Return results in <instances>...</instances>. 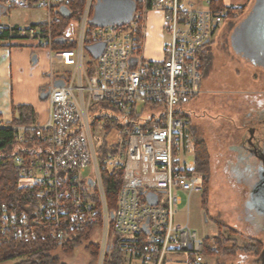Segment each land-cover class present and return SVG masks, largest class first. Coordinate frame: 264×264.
<instances>
[{
    "label": "built area",
    "instance_id": "1",
    "mask_svg": "<svg viewBox=\"0 0 264 264\" xmlns=\"http://www.w3.org/2000/svg\"><path fill=\"white\" fill-rule=\"evenodd\" d=\"M77 1L0 0V45L35 41L69 71L52 77L46 121L15 126L24 151L14 161L31 202L21 212L2 204L0 231L25 242H65L90 228L95 264L110 257L115 235L134 264H164L173 253L203 263V238L176 224V207L179 192L202 190V174L186 158L184 116L201 91L203 48L225 11L208 0H119L128 18L98 24L92 10L99 0H81V9ZM10 9L40 10L45 18L28 26L3 22ZM149 12L162 14L170 37L162 59L144 53ZM62 19H69L63 28ZM57 38L71 46L55 48ZM103 169L122 177L113 217Z\"/></svg>",
    "mask_w": 264,
    "mask_h": 264
},
{
    "label": "rangeland",
    "instance_id": "2",
    "mask_svg": "<svg viewBox=\"0 0 264 264\" xmlns=\"http://www.w3.org/2000/svg\"><path fill=\"white\" fill-rule=\"evenodd\" d=\"M255 2L257 0H251L246 7L245 15L240 19L234 21V19L225 18L212 42H209L205 48L206 56H212V62L201 82L200 93L186 105L189 111V123L185 151L187 161L194 160V138L199 137L206 141L211 160L209 194L206 209L201 202L203 183L202 190L193 193L190 198L187 193L179 192L182 201L176 207V224L188 225L197 231L200 238L213 236L234 238L241 245L254 240L261 241L264 238V226H255L258 230L256 232L246 218L245 201L251 187L250 182H241V177L238 176V174L241 176L243 168L247 171L246 164L241 160L244 152L241 147L243 143L241 127L247 128L259 121L263 123L264 119V106H262V103L264 104V64L262 62L255 64L246 59L238 53V48L235 49L232 45V36L236 28L242 20L253 13ZM235 8L239 7L235 6ZM103 11L102 6H99L98 10L94 6L97 20ZM105 15L106 21L118 20L112 13ZM44 18L45 13L40 10L14 9L4 15L2 21L21 23L24 20L20 26H28L31 22H41ZM147 25L144 53L149 59H156L170 37L164 29L160 12H149ZM22 45L25 46L20 48ZM12 47L19 51L24 48L31 49V47L36 50L31 55L30 64L25 67L24 79L32 94L35 88L33 83L40 85L37 84L40 79H43L45 83L37 89L38 98L45 103L38 117L37 124H41L46 113L48 114L49 104L46 92L54 82L53 75L68 74L69 71L65 65L52 58L48 48L39 46L35 41L25 40L21 45L13 44ZM250 113L254 116L248 115ZM253 141L249 142L245 139L246 146L253 145ZM106 144L107 141L104 146ZM256 220L255 217V225H257ZM96 240L97 236H94L93 232L90 240L74 243L71 253L58 247L45 258V264H95V258L88 244ZM242 253L254 254L253 251H239L234 257H230L216 252L210 256L217 257L216 264H244V261L248 264L247 260L243 259V262H239L235 259ZM13 262L6 261L2 264H13Z\"/></svg>",
    "mask_w": 264,
    "mask_h": 264
},
{
    "label": "trees",
    "instance_id": "3",
    "mask_svg": "<svg viewBox=\"0 0 264 264\" xmlns=\"http://www.w3.org/2000/svg\"><path fill=\"white\" fill-rule=\"evenodd\" d=\"M100 1V0H99ZM213 9L226 10V18L240 19L245 15V5L235 8L225 4L224 0H208ZM77 7L81 9L83 1L79 0L76 3ZM92 10V14H93ZM69 19H62L60 26L63 28ZM237 27V26H235ZM212 42V41H211ZM71 46V43L55 44V48H65ZM205 48L202 51V73L203 77L208 72L211 66L212 56H206ZM202 77V80H203ZM186 118L189 116L185 114ZM38 121V114L31 104H13V118L12 120L0 126V208L2 204H6L10 209L21 212L26 210L27 204L31 202V195L20 186L21 177L19 169L15 164L14 156L17 153H22L23 144L15 138L16 129L18 125H35ZM189 123V121H188ZM106 146H103L102 152H105ZM194 171L203 175V190H202V206L206 209V203L209 194L210 181V153L205 140L194 138ZM102 175L105 181V194L108 209L110 213L116 211L117 195L121 186L122 177L119 175H109L102 170ZM113 226V220L111 221ZM113 231V230H112ZM91 229L79 230L73 233V239L59 242L54 239L35 238L32 241L25 242L21 238L11 234L2 233L0 231V264L6 261H14L13 264H45L47 258L52 251L58 247H62L68 253L73 252V246L76 242L87 241L91 239ZM115 243L111 255L107 258L105 264H125L124 250L120 246L119 238L115 235ZM214 243L217 248L213 249L210 243ZM206 255L217 253L225 254L226 256L234 257L239 251L250 252L253 251L255 255L260 254L264 244L262 241L254 240L248 244H239L234 238L221 237H205ZM93 257L97 256V243L92 242L88 244ZM211 247V248H210ZM191 260H195V256H190ZM54 260V259H53ZM198 264V263H196ZM203 264V263H199Z\"/></svg>",
    "mask_w": 264,
    "mask_h": 264
},
{
    "label": "crops",
    "instance_id": "4",
    "mask_svg": "<svg viewBox=\"0 0 264 264\" xmlns=\"http://www.w3.org/2000/svg\"><path fill=\"white\" fill-rule=\"evenodd\" d=\"M225 4L228 6H249L251 0H224ZM14 9H10L7 13L12 12ZM13 25L19 26L21 23H24V20L19 23L17 21L15 22H7ZM34 22H31L30 24H33ZM21 45V44H20ZM22 47L20 48H23ZM164 48V47H163ZM36 50L34 47L30 48H24L23 50L20 49L17 50L16 48H13L12 45H0V126L5 125L9 123L13 118V104H31L39 117V114L44 107L45 103L44 101H41V99L38 98L37 95V89L42 87L45 83H43V79H40L36 85L34 86V93L32 94V91L28 88L27 83L25 82V67H27L30 64V58L32 53H34ZM156 59H162L164 57L163 49H161V54L157 56ZM203 91V86H202ZM260 97V96H259ZM49 104V103H48ZM262 106L264 104L262 103ZM49 115V109L48 114L46 113L44 121L40 122L41 124L46 121ZM251 117L254 115L251 113L248 114ZM257 122V121H256ZM39 123V121H37ZM242 129V138H243V154L241 156L242 162L246 164L247 171H243L241 173V176L238 174L239 177H241L240 180L254 183L258 181V167L263 164V158H264V119L263 123L260 121L257 123H253L252 126H249L245 128L244 126L241 127ZM252 135V136H251ZM252 137V140H254V144L257 145V148L260 150L261 155L260 157L257 156L255 151L252 150V146L247 147L245 139H249V137ZM253 170H251V169ZM246 170V169H245ZM251 174L247 178V174ZM259 190V191H258ZM258 190L254 189V191L251 190V193L248 194L247 200L245 201L246 205L250 208L251 216H247L248 222L250 221V224L252 226L261 227L264 226V191L262 188H258ZM190 198V197H189ZM182 201V199H181ZM202 202V197H201ZM181 204V203H180ZM250 217V218H249ZM255 217L257 218L256 222L257 225H255ZM177 225H182L181 223H177ZM256 232H258L257 228L255 229ZM255 237V236H252ZM261 241L264 244V238L261 239ZM248 242V240H247ZM245 243V242H244ZM244 255H246L244 257ZM247 257V258H246ZM216 256H210L205 255L204 256V262L203 264H216L217 260ZM235 259L239 260V262H243L242 260H247L248 264H264V247L260 254L258 255H250V254H244L238 255L235 257ZM125 264H134L131 263L129 260L124 258ZM246 261H244L245 264ZM9 264V263H7ZM164 264H189L187 261V258L182 253H173L168 256Z\"/></svg>",
    "mask_w": 264,
    "mask_h": 264
},
{
    "label": "water",
    "instance_id": "5",
    "mask_svg": "<svg viewBox=\"0 0 264 264\" xmlns=\"http://www.w3.org/2000/svg\"><path fill=\"white\" fill-rule=\"evenodd\" d=\"M121 3V2H120ZM255 8L253 13L250 17L245 18L240 22L238 27L236 28L233 36H232V45L234 48H238V53L243 55L246 59L252 61L255 64L261 63L264 64V0H257L255 2ZM123 6L126 5L120 4L115 5L114 9L110 10L106 7L104 11L99 14V18L97 20L96 15H94V19L92 22L94 23H120L126 20L128 17V13L126 15L120 14L122 11ZM98 10V9H97ZM1 12L4 13L5 9L1 8ZM62 13L66 16H70L71 13L67 8H62ZM114 14L118 20L115 21H106L105 14ZM65 39L57 38L56 43L60 44L63 43ZM51 88L49 86L46 96ZM257 153V152H256ZM259 154V153H258ZM260 157V154H259ZM263 164H261L259 168V176L258 181L255 183L257 186L259 185L260 188L264 190V158L262 159ZM264 192V191H261ZM114 214L112 213V217Z\"/></svg>",
    "mask_w": 264,
    "mask_h": 264
},
{
    "label": "flooded vegetation",
    "instance_id": "6",
    "mask_svg": "<svg viewBox=\"0 0 264 264\" xmlns=\"http://www.w3.org/2000/svg\"><path fill=\"white\" fill-rule=\"evenodd\" d=\"M114 4L115 5H120L121 3H120V1L119 0H108V1H98V2H96L95 3V8H96V10L98 9V7L99 6H102V8L104 9V8H108L109 10H110V12H112L111 10H113L114 9ZM123 4V3H122ZM124 14V15H126L127 14V10L125 9V6H123V8H122V11L120 12V14ZM252 136V135H251ZM249 137V139H248V141L249 142H252V137ZM251 146H252V150L253 151H255V153L257 154V156H259V154L261 155V152H260V150L257 148V146H255L254 145V143H253V145L252 144H250ZM259 153V154H258ZM249 169H251V168H249ZM259 169V168H258ZM251 170H253V169H251ZM258 172H259V170H258ZM252 174V173H251ZM250 173L249 174H247L246 176H247V178L251 175ZM258 175H259V173H258ZM258 184V183H257ZM257 184L255 183H250V187H251V190L253 191V189H257L258 190V188H259V185L257 186ZM251 190H250V192H249V194L251 193ZM259 191V190H258ZM245 206H246V214H247V216L249 215V213H251V212H249L250 211V208L246 205V203H245ZM249 216H251V214L249 215ZM247 218V217H246ZM250 218V217H249Z\"/></svg>",
    "mask_w": 264,
    "mask_h": 264
},
{
    "label": "bare ground",
    "instance_id": "7",
    "mask_svg": "<svg viewBox=\"0 0 264 264\" xmlns=\"http://www.w3.org/2000/svg\"><path fill=\"white\" fill-rule=\"evenodd\" d=\"M237 7V6H236ZM238 7H241V6H238ZM223 11H225V17H224V19L226 18V10H223ZM128 13V15H129V12H127ZM213 40V39H212ZM212 40H210L209 42H211ZM208 42V43H209ZM192 100V99H191ZM190 100V101H191ZM188 115V114H187ZM188 121H189V119L187 118V120H186V126L188 127ZM187 129L188 128H186V133H187ZM190 161H193L194 162V160H190ZM194 165H195V162H194ZM203 177V176H202ZM202 182H203V179H202ZM260 188V187H259ZM253 191H254V189H253ZM203 241H204V244H205V250H206V243H205V238H203ZM210 246H213L212 248L213 249H216L217 248V246L214 244V243H210ZM206 255V254H205Z\"/></svg>",
    "mask_w": 264,
    "mask_h": 264
}]
</instances>
